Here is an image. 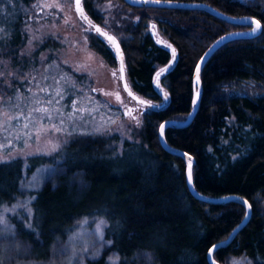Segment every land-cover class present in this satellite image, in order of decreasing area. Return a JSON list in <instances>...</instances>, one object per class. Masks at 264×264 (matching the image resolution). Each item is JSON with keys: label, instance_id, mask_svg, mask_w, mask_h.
Here are the masks:
<instances>
[{"label": "trees", "instance_id": "trees-1", "mask_svg": "<svg viewBox=\"0 0 264 264\" xmlns=\"http://www.w3.org/2000/svg\"><path fill=\"white\" fill-rule=\"evenodd\" d=\"M30 1L9 5L14 19L9 36L0 37V58L10 59L21 76L40 61L37 52L32 58L20 57L27 39L24 7ZM119 1L135 13L120 30L127 74L137 94L161 106L145 114L140 141L124 139L121 149L118 135L80 132L50 156L0 162V209L15 202L21 185L39 167L50 166L55 178L35 192L31 223L19 224L20 234L35 248L38 242L48 246L62 238L78 219L98 215L106 220L107 232L109 224H123L118 229L122 239L108 247L123 258L147 251L156 264H211V247L229 238L246 217V207L238 201L213 204L196 199L187 183V160L163 148L159 127L168 119L189 118L197 91L194 71L208 47L220 36L250 30L252 25L228 23L199 9L135 7ZM177 1L208 3L228 15L257 18L263 25L256 37L233 39L219 47L202 70V95L193 121L168 127L165 137L196 160L194 182L200 193L213 198L239 195L252 204L248 225L228 246L217 249L214 259L229 264L243 257L246 264H264V2ZM84 5L101 24L94 0ZM149 25L168 44H160ZM93 47L108 65L119 66L116 54L100 37ZM157 73L165 95L154 91ZM53 78L52 107L60 116L68 118L65 113L72 108L75 113L69 118L80 116L79 123L87 129L92 119L105 114L102 101L89 99L95 94L88 92L83 74L62 69ZM81 177L82 188L77 182ZM106 253L85 264H110Z\"/></svg>", "mask_w": 264, "mask_h": 264}, {"label": "rangeland", "instance_id": "rangeland-1", "mask_svg": "<svg viewBox=\"0 0 264 264\" xmlns=\"http://www.w3.org/2000/svg\"><path fill=\"white\" fill-rule=\"evenodd\" d=\"M12 2L16 6L15 0H0V37L9 36V24L14 19L13 8L9 6ZM30 2L24 7V12L28 13L24 29L27 39L20 57L32 58L37 52L40 61L36 68L27 70L21 76L13 63H9L10 59L0 58V162L17 158L26 160L36 155L50 156L80 132L118 135L120 149L124 139L140 141L145 118L130 110L131 97L121 86L119 66L108 65L94 49L93 41L97 34L79 18L74 7L75 0ZM93 7L99 12L102 26L116 35L119 41L123 40L125 36L120 30L125 19L131 15L135 18L134 11L127 9L119 0H94ZM62 69L83 74L87 79L84 84L88 92L95 94L89 99L94 103L103 102L105 114L92 119L90 128H84V124L78 121L80 116L76 114L77 120L69 118L72 108L65 113L68 118L60 116L57 107L53 109L56 106L53 77ZM41 108L49 111H36ZM56 128L60 130L56 131ZM49 167H39L21 185L15 202L0 209V264H85L105 252L110 264H121V261L125 264H156L152 253L147 251L123 258L119 253L108 250L114 240L122 239L124 234L118 229L123 224H109L107 232L106 220L98 215L78 219L66 235L53 239L48 246L43 241L38 242L35 248L31 240L23 238L19 224L31 223L35 192L48 178H55ZM77 180L82 188V177ZM229 264H246V260L243 257L232 258Z\"/></svg>", "mask_w": 264, "mask_h": 264}, {"label": "water", "instance_id": "water-1", "mask_svg": "<svg viewBox=\"0 0 264 264\" xmlns=\"http://www.w3.org/2000/svg\"><path fill=\"white\" fill-rule=\"evenodd\" d=\"M125 2L129 5L135 6V7H157V8H167V9H173V8H177V9H190V10H204L205 12L210 13L213 16L219 17L221 19H223L226 22H231V23H235L238 25H243V26H251L252 25V29L250 30H241V31H233L230 32L228 34L222 35L219 37L218 40H216L213 44H211L208 47V50L204 53V55L201 57V59L199 60V63L195 69V76H194V83H195V87L197 89L196 91V96L193 102V109L191 111V113L189 114V118L185 121H175V120H171L168 119L167 121L163 122L161 124V126L159 127L160 129V140L162 143L163 148L172 153V154H176V155H181L185 158V160H187V183H188V187L190 190V193H192L194 195V197L196 199L202 200V201H206L208 203H226L228 201H238L241 202L245 205L246 207V217L244 218L243 221H241L238 225L237 228H235L229 235V238H227V240L225 241H220L217 242V244H215L214 246L211 247V250L208 253V259L210 261L211 264H222L220 261L214 259V253L217 251V249L228 246V244H230L237 236V234L244 229L251 217H252V204L251 202L247 201L246 199L242 198L241 196L237 195V196H228L226 198H218V197H211L208 196L204 193H200L196 186H195V182H194V171H193V167L194 164L196 162V160L194 159V157L192 155H190L188 152H186L185 150L182 149H178L173 147L169 141L166 139L165 137V131L168 127H185L188 126L194 119L195 114L197 113L198 109H199V102H200V97H201V92H202V83H201V76H202V70L205 67V65L209 62V59L213 56V54H215L218 50L219 47L222 46L223 44L230 42V40L233 39H252L253 37H256L257 35H259L263 29V25L261 24V22L254 17H235L233 15H228L225 14L224 12H222L219 9H216L213 5H210L208 3H203V2H195V3H191V2H181V1H177V0H125ZM75 11H77V14L79 16V18L87 23L88 25L92 26V32L98 34V36L104 40L106 43H108L110 45V47L112 48V50L114 51V53L116 54L117 57V61L119 64V75H120V79H121V86H123L126 94L131 97L132 99L136 100L137 102L141 103V101H143V105H148V106H161L159 104H154L152 101H150L149 99L140 96L139 94H137L134 89L132 88V86H130L129 83V79H128V75H127V64L125 63V53L123 50V46L122 43L119 41V39L116 37V35H114L112 32L107 31L100 23H94L87 10L84 7V0H80V8H77V3L75 0ZM256 21L260 22V28L257 29L255 32L253 31V29L256 28ZM97 29H100V31H98ZM103 33V34H102ZM108 37H112V39H109ZM165 40L160 39L159 43H164ZM219 42V43H218ZM164 71H162V73H164ZM126 86V87H125ZM190 174V176H189Z\"/></svg>", "mask_w": 264, "mask_h": 264}, {"label": "flooded vegetation", "instance_id": "flooded-vegetation-1", "mask_svg": "<svg viewBox=\"0 0 264 264\" xmlns=\"http://www.w3.org/2000/svg\"><path fill=\"white\" fill-rule=\"evenodd\" d=\"M85 1V0H84ZM84 7H85V5H84ZM86 9V8H85ZM88 12V11H87ZM88 14H89V12H88ZM89 16H90V18H91V20L94 22V23H97L96 21H94L93 20V18H92V16L89 14ZM85 24H87V23H85ZM87 26L92 30V26L91 25H88L87 24ZM150 27V30H151V33H152V36H154V38L156 39V40H160V39H162L163 38V35H162V33L161 32H158L156 29H154L152 26H149ZM96 34V33H95ZM97 36H98V34H97ZM99 37V36H98ZM165 40V39H164ZM104 41V40H103ZM105 42V41H104ZM106 43V42H105ZM108 44V43H107ZM160 44H162V43H160ZM164 44H168V41L167 40H165V42L163 43V45ZM109 45V44H108ZM110 46V45H109ZM128 75V74H127ZM128 79H129V83H130V86H132V80H131V78L129 77V75H128ZM160 81H161V78L159 77V78H155V82H154V85H155V89H154V91L156 92V93H159V94H161V95H165L166 94V92H165V88H164V86L163 85H161L160 84ZM132 88H133V86H132ZM140 96H143V97H145V98H147V96L144 94H139ZM155 104V103H154ZM161 105V104H160ZM156 107H158V106H156ZM156 107H153V106H148V105H143V104H141V103H139V102H137L136 100H134V99H132V98H130V102H129V108H130V110L132 111V113H136V114H139V115H143L144 117H145V114L146 113H148L151 109H155Z\"/></svg>", "mask_w": 264, "mask_h": 264}, {"label": "snow or ice", "instance_id": "snow-or-ice-1", "mask_svg": "<svg viewBox=\"0 0 264 264\" xmlns=\"http://www.w3.org/2000/svg\"><path fill=\"white\" fill-rule=\"evenodd\" d=\"M76 3H77V8L79 9L80 8V0H76ZM256 23V28L255 29H253V31L255 32L257 29H259L260 28V22L259 21H256L255 22ZM98 31H100V29H97ZM103 34V33H102ZM109 39H112V37H108ZM219 43V42H218ZM161 71H164V70H161ZM159 75H160V73H157V78H159ZM126 87V86H125ZM141 103H143V101H141ZM36 111H43V112H45V113H47V109L46 108H41V109H36ZM5 115H7V114H5ZM25 127H27V125H25ZM55 127V126H54ZM56 131H59L60 129L59 128H56L55 129ZM189 176H190V174H189ZM101 223H103V221L101 222Z\"/></svg>", "mask_w": 264, "mask_h": 264}]
</instances>
